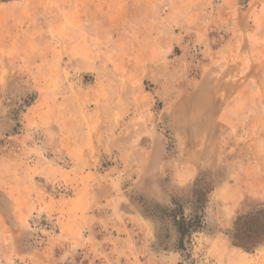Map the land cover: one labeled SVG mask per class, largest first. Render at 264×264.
Returning a JSON list of instances; mask_svg holds the SVG:
<instances>
[{
  "label": "rangeland",
  "instance_id": "rangeland-1",
  "mask_svg": "<svg viewBox=\"0 0 264 264\" xmlns=\"http://www.w3.org/2000/svg\"><path fill=\"white\" fill-rule=\"evenodd\" d=\"M238 10L254 41L242 64L258 54L263 74L236 75L223 107L197 91ZM8 25L24 30L0 36L14 124L0 128V204L36 211L0 221V264H264V244L230 233L264 206V0H38ZM235 104L234 130L218 114ZM44 138L68 154L39 151ZM239 173L245 193L229 187Z\"/></svg>",
  "mask_w": 264,
  "mask_h": 264
},
{
  "label": "crops",
  "instance_id": "crops-1",
  "mask_svg": "<svg viewBox=\"0 0 264 264\" xmlns=\"http://www.w3.org/2000/svg\"><path fill=\"white\" fill-rule=\"evenodd\" d=\"M37 1L38 0H0V36H6L8 34L9 35H11V34H16V35L23 34L22 30H24V28H20L19 26H15V27L9 26L8 22L12 18L15 19L16 16L18 15V11H21V9H27L28 10L29 8L36 7ZM218 1L223 3V4H226V2L227 3L231 2V1L237 2L238 0H218ZM35 11L38 12L39 9L37 8ZM233 18L237 19L234 27L232 28L233 35H231L225 42L221 43V45H220L221 47H213L211 49V52L214 55L212 56V58H210V60L207 63V67H206V70H207L209 75H206L205 80L202 81L204 88H205V84L206 85L209 84L208 85L209 87L206 88L205 91H203L201 88H199L197 91V93L199 95H201L200 93H202V92L203 93L208 92L210 96H212L213 93H214V97L220 96V98L224 99V100L221 101V100L217 99V101L221 102L223 104V107H225L229 103V101L226 98L228 97L227 95L229 94V92L233 88L232 82H237V81L241 82L240 79L242 77H244V79H246V80H247L246 77H248V79H254L255 82L258 83L260 81V79L262 78V74H263L262 69H260L258 72V66H260V67L263 66V63L261 62L262 60H258L260 58V56H258V54L251 56L250 62H245V65L242 64V58L247 57L246 52L248 51V43L250 42V44L252 45V46L250 45L251 47H253V43H254L253 40L249 39V29L247 27V14H246V12L238 10L237 14ZM255 30H256V32L254 33V35L256 38H257L258 32H259V34H261V32H264V28L255 27L253 29V31H255ZM163 34L164 33L161 31V29L157 30V32L155 34L156 38L151 40V48L154 50H159L161 57L163 56L162 53H164V51H166V52L171 51V44L170 43H167L166 47L164 46V41L162 38ZM252 36H253V34H252ZM6 40H7L6 38L0 37V47L3 46L2 44L5 43ZM222 52H225V54H223V56L221 58H218L217 53H222ZM246 66H247V68L244 69ZM248 67L254 68V69H251L249 72ZM238 74L239 75L243 74V76L240 77V79H237V78H235V76ZM248 74H249V76H247ZM242 80H243V78H242ZM221 83H223L224 85H221ZM211 84H213L215 86L212 87ZM200 87H202V86H200ZM258 92L259 91L256 90V94H258ZM237 98H238V100H242L240 95L235 97V99H237ZM238 110H239V106H237L235 104L231 108V111H230V109L227 110V108H223V110H222L223 112L222 113L220 112L218 114V116H220V117L222 116V118L225 121L224 125H228V126H230V128L235 130V126L237 125L236 115L238 114V112H237ZM230 116H232V117L230 118ZM2 121H4V122L2 123ZM3 124H5L4 127H3ZM41 125L42 124H40L39 122H35L34 124H30L29 121L26 122V127L28 129L31 128L32 129L31 132H33V129H36V130L40 129ZM9 126L12 128L14 126L10 117L7 121V114H5V112L0 111V128L7 129ZM253 127L254 128H251L249 130H251V131L254 130L255 132H258V130L263 129L262 123H257ZM242 129H245V127H243ZM28 134H29V132H28ZM258 137H259L258 133H255V136H253V138H252V139H255V141H257L256 144H258ZM45 145H47V146H45ZM53 146H51L48 139L44 138L38 147H39V151H43V149H46V152L48 149L47 147H51L50 151L53 153H56V155L60 154L61 156H64V155L68 154L66 151H64V149H61L60 147H58L57 144L53 145ZM55 146H56V148H55ZM48 161H49L48 163L52 162V164H54L56 162V160H54L52 158L51 159L48 158ZM246 178L248 179V176H244V175L242 176L239 173L237 178H235V179H237V180H235V183H233V185L232 186L230 185L229 187H235L236 189L240 190L241 193H245V191H249L252 188L249 183L244 182L243 184H241V179H246ZM263 186H264V184L260 185V189ZM7 191L8 190H5V192L0 191V194H8ZM35 211L36 210H34V208H32L31 206L29 207V205H27L25 203L20 204V203L13 202L12 204H10L8 206L0 204V214L2 216V218L0 217V221H7V220H12V219L14 220L15 219L17 221V223L19 224L21 219H23L24 215L28 216V213L31 214ZM37 212H39V208L37 209Z\"/></svg>",
  "mask_w": 264,
  "mask_h": 264
},
{
  "label": "trees",
  "instance_id": "trees-1",
  "mask_svg": "<svg viewBox=\"0 0 264 264\" xmlns=\"http://www.w3.org/2000/svg\"><path fill=\"white\" fill-rule=\"evenodd\" d=\"M184 224V220L180 222L181 230ZM230 233L233 244L245 251H254L264 244V206L239 214Z\"/></svg>",
  "mask_w": 264,
  "mask_h": 264
}]
</instances>
